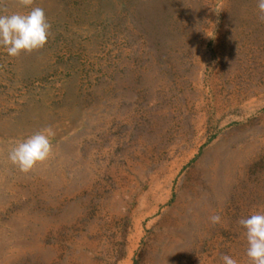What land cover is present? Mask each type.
I'll return each mask as SVG.
<instances>
[{
    "label": "rangeland",
    "instance_id": "rangeland-1",
    "mask_svg": "<svg viewBox=\"0 0 264 264\" xmlns=\"http://www.w3.org/2000/svg\"><path fill=\"white\" fill-rule=\"evenodd\" d=\"M32 7L51 24L44 47L0 48V264H251L257 0H0V14ZM45 127L53 154L21 172L12 142Z\"/></svg>",
    "mask_w": 264,
    "mask_h": 264
},
{
    "label": "clouds",
    "instance_id": "clouds-1",
    "mask_svg": "<svg viewBox=\"0 0 264 264\" xmlns=\"http://www.w3.org/2000/svg\"><path fill=\"white\" fill-rule=\"evenodd\" d=\"M30 4L31 0H24ZM260 19L264 20V0H257ZM51 24L43 8L32 7L28 12L0 14V48L7 55L16 57L21 52L30 53L43 48L50 36ZM55 135L51 127L42 128L30 136L15 140L8 152V160L21 172L28 173L37 164L43 163L53 154L51 138ZM212 224L221 222V216L209 217ZM245 229L246 255L251 264H264V212H256L239 220ZM224 264H238L231 256L222 257Z\"/></svg>",
    "mask_w": 264,
    "mask_h": 264
}]
</instances>
